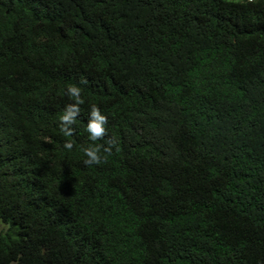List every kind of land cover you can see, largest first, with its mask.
<instances>
[{
  "label": "trees",
  "instance_id": "1",
  "mask_svg": "<svg viewBox=\"0 0 264 264\" xmlns=\"http://www.w3.org/2000/svg\"><path fill=\"white\" fill-rule=\"evenodd\" d=\"M0 222V264H264V0H0Z\"/></svg>",
  "mask_w": 264,
  "mask_h": 264
},
{
  "label": "clouds",
  "instance_id": "2",
  "mask_svg": "<svg viewBox=\"0 0 264 264\" xmlns=\"http://www.w3.org/2000/svg\"><path fill=\"white\" fill-rule=\"evenodd\" d=\"M86 83V79L83 81ZM82 88L77 84H70L67 87V95L72 99V103L67 104L63 113L60 115L59 119L61 121L60 128L63 134L67 136H72L74 129L72 125L75 124L77 117L81 112V105L85 103L82 97ZM108 122V117L103 114L100 108L93 104L90 109L89 119L87 122L86 131L89 134V139L93 142L101 140L106 135V124ZM114 141H110L108 146H103L100 144H90L83 149L86 159L83 161L85 165H100L107 162V157L102 155L103 153H111V145ZM64 148L71 150L73 144L71 141H66Z\"/></svg>",
  "mask_w": 264,
  "mask_h": 264
},
{
  "label": "rangeland",
  "instance_id": "3",
  "mask_svg": "<svg viewBox=\"0 0 264 264\" xmlns=\"http://www.w3.org/2000/svg\"><path fill=\"white\" fill-rule=\"evenodd\" d=\"M4 228H5V225L2 222H0V230H2Z\"/></svg>",
  "mask_w": 264,
  "mask_h": 264
}]
</instances>
